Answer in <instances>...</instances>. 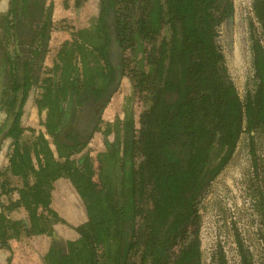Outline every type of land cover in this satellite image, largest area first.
I'll use <instances>...</instances> for the list:
<instances>
[{"label":"trees","instance_id":"trees-1","mask_svg":"<svg viewBox=\"0 0 264 264\" xmlns=\"http://www.w3.org/2000/svg\"><path fill=\"white\" fill-rule=\"evenodd\" d=\"M23 1L16 0L17 15ZM255 7L264 25V0H256ZM233 11L231 0H102L96 24L79 30L71 44L82 62L77 74L72 76L74 53L62 50L58 94L47 97V127L64 159L54 156L43 137L33 148L38 169L30 147L17 142L9 159L14 175L33 172L35 180L17 188L18 198L6 207L22 205L28 212L26 222L13 221L17 232L23 227L27 235L50 237L46 264H201L200 203L234 152L244 117L248 131L264 122L263 53L255 58V93L243 102L217 43L219 27ZM47 26L45 21L44 38ZM21 36L16 34L20 46ZM4 53L0 42V94L7 87L13 92L0 150L2 137L21 132L28 61L21 52L17 80L9 86ZM124 75L144 104L139 127L129 113L116 124L117 137L100 154L94 179L92 165L83 160L79 167L70 158L90 138L81 118L73 120L70 105L94 99L101 108ZM60 178L71 183L73 197L64 192L68 201L57 203ZM72 207L67 216L61 214ZM8 222L0 213V238H6ZM58 223H67L77 236L58 237Z\"/></svg>","mask_w":264,"mask_h":264},{"label":"rangeland","instance_id":"rangeland-1","mask_svg":"<svg viewBox=\"0 0 264 264\" xmlns=\"http://www.w3.org/2000/svg\"><path fill=\"white\" fill-rule=\"evenodd\" d=\"M54 10V39L70 36L74 24L82 22L91 23L93 13L97 11L99 0H82L80 5H86L84 13H78L74 0H53ZM69 1L71 3H69ZM234 12L232 22H226L220 25L218 44L224 54V65L227 76L238 86L240 92L244 94L246 85V72L248 65V56L245 53V41L242 34L248 32V13L250 12L251 0H232ZM71 4V5H70ZM74 5V6H73ZM82 7V6H81ZM243 50V51H242ZM246 54V55H245ZM131 93L130 82L125 78L119 89L111 98L109 105L103 113V120L113 121L116 117H123V104L126 106L128 99L126 97ZM125 102V103H124ZM31 104V102H30ZM135 115L142 108V102L136 96L128 101ZM33 105V107H32ZM29 105L24 114V125H34L38 129L37 114L34 108L36 104ZM5 117V110L0 102V124ZM105 123L101 124V129ZM98 131L94 142L90 145L89 153L95 160L96 151L103 145L102 131ZM112 137V135L110 136ZM24 141H32L34 137L32 131L24 132L22 136ZM103 148V147H102ZM8 140L3 144L0 150V162L5 163V152L8 151ZM250 144L248 135L244 134L231 155L228 163L213 180L208 191L204 195L199 212L201 215L200 228V248L201 264H240L238 254V241H242L243 246L248 249L255 264H264V135L261 136L256 145L257 156L259 157L260 170L255 175V166L249 152ZM35 155L33 154V157ZM80 154L76 156L79 158ZM4 158V159H3ZM36 164V160H34ZM9 171V170H8ZM33 181V172L29 174ZM3 179L9 180L8 187L21 185L22 177H16L14 174L6 173ZM71 183L67 179H60L57 182V193H55V202L62 203L68 201L64 197V192L73 197L67 187ZM72 188V187H71ZM2 191V187L0 188ZM14 198L18 196L16 190H13L9 196ZM8 195L0 194V213L4 212L9 217L7 241L11 243L12 249L6 248L0 244V264H43L41 253L50 244V238L42 235L38 237H28L23 227L17 228L13 225L15 220H24L26 222L28 212L22 206L7 208L10 199ZM53 198V199H54ZM73 207L62 211V215H68L73 212ZM58 237L74 238L77 236L67 223L55 224Z\"/></svg>","mask_w":264,"mask_h":264},{"label":"flooded vegetation","instance_id":"flooded-vegetation-1","mask_svg":"<svg viewBox=\"0 0 264 264\" xmlns=\"http://www.w3.org/2000/svg\"><path fill=\"white\" fill-rule=\"evenodd\" d=\"M255 1L256 0H251V6H250L251 10L247 16L248 21H249L248 32H245L242 34L243 40L245 41V46L243 48L245 49V53H247V55L246 54L245 55L248 56V60H249L248 61L249 63L246 66L248 70L246 72L247 75H246L245 91L243 92L244 94H242L238 86L234 84L243 102H246V99L250 95H253L255 93L256 87L258 85V78L256 76V67H255V58L257 56L256 54L257 53L259 54L261 52L264 55V25L260 17L257 14L256 7H255ZM81 2L82 0H74L72 3H74V5L75 4L80 5ZM69 3L71 2L69 1ZM23 5H24L23 12L20 15H17L16 0H0V42H2L4 52H5L4 54L6 55L7 62H8L9 78H10L9 86H13L15 84V81L17 80L16 70L18 69L17 62L19 61L18 56L20 55V53L25 52L27 54V60H28L27 65L25 66L26 67V73H25L26 78L23 83V85L25 84L24 86L25 89L23 90L24 102L21 107V113L18 117V125H19L21 132L18 134L17 137L4 136L1 138V149L3 147V144L7 140H8V148H9L8 151L5 152V159L3 158L5 163L4 162L2 163L4 165L0 163V172H1L0 188L2 187V191L0 190V194H2L3 192L4 195L6 194V190H8L9 188L10 189L13 188V190L17 191V188L24 187L26 182L31 184L35 180L34 176H31L33 177V181H32L30 180L29 175L26 177H23L21 175H14L16 177H22L21 185H18L15 187H8L7 182L9 180L3 179V176H5L6 173L11 172L10 170L11 166H10L9 159L10 157L14 155V147L16 145L15 142L19 143V146L21 147L22 146L30 147L32 163L36 169H38L39 165L41 164V161L38 160V156L35 154L36 152L34 151L33 148L35 145L36 146L41 145V143L43 142V139H41V137H43L44 140L48 141V146L54 152L55 157H58L60 160L64 159L63 157H59V153L57 151L54 138L48 132L47 116H48L49 107H48L47 97L49 95V100H53L55 99L56 94H58V86H59L58 83L60 82V78H61L62 50L67 49L69 50V53L71 52L74 53L75 57L72 62L74 71L72 72V76L77 74V71L80 70L81 68L80 66H82V62L80 61L78 57V54H77L78 50L76 49V45L72 47L71 44L76 39L77 32L79 30L90 29L96 24L98 16L100 14V10L102 8V0L98 1L97 11L93 13L94 16L92 18L93 21L91 23L82 24V22H80L78 24H74L75 26L73 27L70 36L65 37L63 35L62 38L57 37L56 39H54L55 36L53 35V29H54V26L56 25L54 24V21H55L54 1L53 0H24ZM85 6L86 5L84 6L80 5L79 7H77V12L78 13L80 12L83 14L84 10L86 9ZM19 18H20V21H18ZM232 18H233V15H232ZM232 18L226 19L224 22H226L227 24L229 23V25H231L230 23L232 22ZM45 21H48V26L46 29V36L44 38L43 29L45 26ZM17 33H20V35H22L21 36V39H23L22 46L18 45V43L16 42ZM217 43H218V37H217ZM125 78L129 80L130 86H131V93L130 95L126 97V99H128V101L129 100L131 101L134 96L138 98V96L135 95L133 92V86H132V82L130 78L127 75H124L120 78V81H119V84L116 90L110 95L109 99L101 106V108L97 107L98 104L97 102L94 101V99L89 100L88 102L84 103L82 106L77 104L76 101H74V103L70 105L71 115H72L73 120L75 121L77 117L81 118L80 126H82L85 130H88V131L90 130V138L87 141V143L84 146H82L80 150L74 151L72 154H70V158L73 159L75 161V164L78 165L79 167H81L83 160H85L90 165H92L94 179H98V170L101 165L100 154L107 151L108 150L107 143L114 142L117 137V131L114 130L116 129L115 127L116 124L118 123V125L120 126L121 122L125 120V117L129 113L132 115L135 121V126L139 127L140 113L142 109L144 108V104L142 101H141L142 108L139 111V113L136 115H135V111L131 109V106L128 104V101H127L126 106H124L123 104V107H124L123 117L118 116L113 121H108V122L107 121L105 122L103 120V113L106 107L109 105L111 98L116 93V91L119 89L122 81ZM21 81H22L21 79L20 80L18 79V82H21ZM48 87L50 88L49 94H48ZM12 97H13V92L8 87L4 89L0 94V102L5 110V117H4L3 122L0 124V130L2 129V125L4 124L5 120L9 116L8 106H9V103H11ZM60 101H61V104H63L62 106L67 104V99L65 98L60 97L59 103ZM32 104H36L34 108L36 109V114L38 117L37 124H38L39 129L34 125H30V124L28 126L24 125V121H25L24 114L28 110L29 105H32ZM77 121L79 120L77 119ZM102 123H105V127L101 129ZM243 125H244V131L241 133L240 138L244 134L248 135V140L250 144L249 152H250L252 161L255 166V171H256L255 175L257 176L259 174L260 165H259V157L257 156V152H256V145L257 143H259L261 136L264 135V122L258 124L255 127V129H253L252 131H248L246 129V120L244 117ZM93 127L94 129L93 131H91ZM108 127L112 129L111 132L109 133H107ZM100 129L103 133L102 143L104 146H102L103 148L101 147L96 151V154H95L96 158L95 160H93L92 154L89 153L90 145L92 144V142H94V138L96 137V134L98 131H100ZM28 130L32 131L34 140L29 141V142L25 140L23 141L22 136L24 132ZM111 135L112 137H110ZM33 154L35 155L34 157H33ZM78 154H80V157L76 158ZM41 156L43 158V154L39 155V157ZM34 160H36V164H34ZM11 174L13 173L11 172ZM60 179H63V178H60ZM2 180L5 185V188L4 186L1 185ZM11 193H12L11 191L8 192V196ZM12 197L13 195H11L10 199ZM17 198L18 196H16V198L14 199H17ZM7 218L9 217L7 216ZM9 228H10V225L8 224V229ZM7 236L5 239L0 238V244L4 245L8 249H12L13 247L11 246V243L7 241ZM27 236L28 237H38L42 235H33V236L27 235ZM62 240H65V239H62ZM49 245L44 250V252L41 253L43 264H46L44 256H45V253L48 251ZM237 245H238V254L240 256V260H239L240 264H255L250 253L248 252V249H246L243 246L242 241L239 240Z\"/></svg>","mask_w":264,"mask_h":264}]
</instances>
